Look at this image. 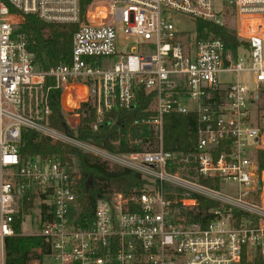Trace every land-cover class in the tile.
Listing matches in <instances>:
<instances>
[{"label":"built area","instance_id":"built-area-1","mask_svg":"<svg viewBox=\"0 0 264 264\" xmlns=\"http://www.w3.org/2000/svg\"><path fill=\"white\" fill-rule=\"evenodd\" d=\"M177 13L195 20L193 32L175 26L170 18ZM26 14L78 25L69 63L37 65L26 34L18 31ZM199 21L229 28L231 22L235 42L207 27L200 31ZM48 77L54 84H46ZM51 88L60 89L59 111L72 128L89 104L94 128L116 107L135 108L143 88L153 93L156 113L143 121L153 125L160 144L165 114L198 115L195 149L186 155L162 145L107 152L151 183L98 198L90 218L79 206L67 162L55 155L23 162L20 156L23 128L69 142L48 124ZM263 149L264 0H0V264L28 191L53 208L51 218L38 221L36 234L49 242L43 264H259ZM199 176L218 179L220 187ZM228 182L237 187L225 191ZM194 194L219 202L204 227L178 214L197 205Z\"/></svg>","mask_w":264,"mask_h":264},{"label":"trees","instance_id":"trees-1","mask_svg":"<svg viewBox=\"0 0 264 264\" xmlns=\"http://www.w3.org/2000/svg\"><path fill=\"white\" fill-rule=\"evenodd\" d=\"M11 10L14 9L11 7ZM77 27V24L48 23L34 14H26L22 16L18 31L26 34L28 48L33 53L37 65L49 69L58 63L70 62L72 36ZM197 27L200 31L207 27L226 42L233 43L236 40L225 27L214 23L199 21ZM46 84H54V79L48 77ZM152 100L153 93H146L140 88L135 108L116 107L106 112L103 122L97 128L93 127L97 120L96 111L89 104L81 117L80 125L72 128L59 111L60 89L51 88L48 103L54 111L48 117V124L70 138L93 144L111 153L152 151L159 147V140L153 125L144 122L156 114L152 108ZM198 132L199 120L195 112L167 113L163 117L161 145L165 150L189 154L195 149ZM19 152L23 162L36 156L55 155L67 162L72 169L76 166L78 170H74V184L81 195L83 210L90 218L98 198L109 197L115 192L130 194L151 183L149 178L136 169L119 164L110 166L100 155L70 142L53 140L34 128L22 129ZM259 163L261 169H264V149L259 151ZM77 173L79 177H76ZM198 180L215 188L220 187V181L216 178L199 176ZM34 196L32 191H28L21 199L20 210L14 221L15 234L7 237L5 241L4 264H31V260L41 259L49 252V242L43 236L21 234L22 223L31 214L30 209L34 206ZM194 196L197 198V205L193 208L180 207L178 214L183 216L185 222L198 223L204 227L212 219L209 209L218 206L219 202L202 194ZM40 207L42 220L52 217L51 206L42 203ZM259 260V264H264V258Z\"/></svg>","mask_w":264,"mask_h":264},{"label":"rangeland","instance_id":"rangeland-1","mask_svg":"<svg viewBox=\"0 0 264 264\" xmlns=\"http://www.w3.org/2000/svg\"><path fill=\"white\" fill-rule=\"evenodd\" d=\"M170 20L172 22H174L175 26L177 28H179V30H182V31H189V32H193L195 30V27H196V22L193 18L187 16V15H183V14H179L177 13L174 17H171ZM227 26H230L229 27H225L227 29V31L229 32V34L231 33L232 35L234 34V29H232L233 25L232 23H228ZM234 36V35H233ZM126 51H129V47H127ZM118 60V58H114L113 59V62H116ZM102 62V64H105V63H108V59L107 58H102L100 60ZM112 61V60H111ZM246 75L242 74V77H245ZM227 78H233L234 75H231V74H228L226 75ZM248 77V76H247ZM69 142L72 143V144H75L79 147H81L82 149L86 150V151H89V152H92L94 154H97V155H100L102 158H104L105 160H107V162L110 164V166H114L115 164H119V165H123V166H128V161L126 159H124V161H119L120 158H117V159H114V158H108L106 157L107 156V151L106 149H102L100 147H97L93 144H90V143H84V142H80V141H77L73 138H70L69 139ZM160 142H159V145L160 146ZM111 153V152H109ZM111 154H116V153H111ZM121 154H124V153H121ZM134 169V168H133ZM73 174H74V170L75 172H77V167L76 166H73ZM80 175L77 173L76 177H79ZM237 185L235 183H232V182H228L225 184L224 186V190L225 191H232L234 188H236ZM77 189V187H76ZM78 191V189H77ZM78 196H79V206L82 207L83 205V202H82V198H81V195L78 191ZM42 198L39 194H35L34 196V206L30 209V212L31 214L28 215L25 219V221L22 223V227H21V234H24V235H38L36 234L37 231L39 230V224H38V221L42 215V208L38 207L39 204H42ZM83 209V207H82ZM38 250V249H37ZM40 252V251H38ZM42 259L43 258H35L33 260H31V264H43L42 262Z\"/></svg>","mask_w":264,"mask_h":264}]
</instances>
